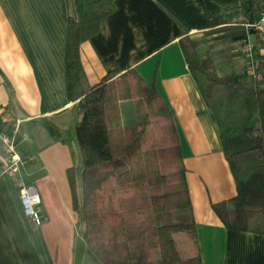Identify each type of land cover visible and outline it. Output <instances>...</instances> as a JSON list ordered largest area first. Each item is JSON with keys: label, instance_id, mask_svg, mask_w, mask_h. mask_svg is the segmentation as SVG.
I'll use <instances>...</instances> for the list:
<instances>
[{"label": "crops", "instance_id": "0c3cea01", "mask_svg": "<svg viewBox=\"0 0 264 264\" xmlns=\"http://www.w3.org/2000/svg\"><path fill=\"white\" fill-rule=\"evenodd\" d=\"M113 1L115 9L81 44L86 84L99 83L111 71L135 69L156 85L174 111L203 264H264V217L262 232L243 231L226 227L213 208L237 195V182L180 44L190 27V37L202 40L198 53L212 58L219 75L234 73L238 82L247 81L254 72L246 48L256 42L259 13L244 0L247 33L227 37L211 21L216 15L232 22L244 18L242 8L221 5L239 0ZM76 17L75 0H0V127L9 133L18 128L21 177L42 197L38 225L25 216L20 189L3 173L8 157L0 146V191L11 199L21 237L0 200V264H105L80 233L68 173L74 168L80 177L83 169L71 130L80 114L67 72L69 19ZM124 107L131 122L124 120ZM120 109L125 125L135 122L133 100L121 101ZM45 122L69 135L55 139Z\"/></svg>", "mask_w": 264, "mask_h": 264}, {"label": "trees", "instance_id": "16d2710c", "mask_svg": "<svg viewBox=\"0 0 264 264\" xmlns=\"http://www.w3.org/2000/svg\"><path fill=\"white\" fill-rule=\"evenodd\" d=\"M249 1L251 11L259 13L260 0ZM75 3L77 17L69 19L67 72L69 95L80 114L73 135L83 163L81 181L76 169L68 173L80 233L105 264H203L174 111L156 85L135 69L120 75L111 71L99 83L86 84L81 44L97 32L100 20L115 4L113 0ZM221 5L242 8L244 18L232 22L216 15L211 21L215 32L245 35L250 11L244 0ZM190 30L186 27L181 48L237 182V195L213 208L228 228L262 232L264 52L259 30L253 44L255 72L243 82L234 73L219 75L212 58L198 53L202 40L192 39ZM123 100L135 103L136 120L128 125L122 121ZM45 125L55 139L69 135L53 124ZM0 200L21 239L17 213L3 190ZM162 215L171 216L173 222L160 225Z\"/></svg>", "mask_w": 264, "mask_h": 264}, {"label": "built area", "instance_id": "2783aa9c", "mask_svg": "<svg viewBox=\"0 0 264 264\" xmlns=\"http://www.w3.org/2000/svg\"><path fill=\"white\" fill-rule=\"evenodd\" d=\"M260 5L259 17L253 26L259 30L264 52V0H260ZM246 50L249 57L247 63L248 69L255 72L253 47L248 45ZM18 132V128L14 129L12 133H9L8 129L0 127V146L8 157V161L3 168V173H7L20 189V199L25 216L39 225L42 223V216L39 210L42 197L34 185L27 184L21 177L20 168L24 158L19 149L20 141H18ZM22 137L25 141L29 140L27 133H24Z\"/></svg>", "mask_w": 264, "mask_h": 264}, {"label": "rangeland", "instance_id": "374dc122", "mask_svg": "<svg viewBox=\"0 0 264 264\" xmlns=\"http://www.w3.org/2000/svg\"><path fill=\"white\" fill-rule=\"evenodd\" d=\"M257 19H258V17H257ZM123 111H124V120H125V122L127 121H129V119L131 118V114H129V111L126 109V107H124L123 108ZM129 122H131V121H129ZM132 122H134V121H132ZM128 124H130V123H128ZM71 130H72V132L74 131V125L72 126V128H71ZM27 143V142H26ZM24 158V157H23ZM83 164V163H82ZM77 171V170H76ZM77 179H79L80 181H81V179H80V177L78 176V174H77ZM78 180V181H79ZM80 217V216H79ZM79 222H80V220H79ZM169 222H173L172 220H171V216H164V215H162L161 217H159L158 218V223L160 224V225H163V224H166V223H169Z\"/></svg>", "mask_w": 264, "mask_h": 264}]
</instances>
